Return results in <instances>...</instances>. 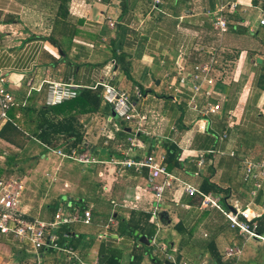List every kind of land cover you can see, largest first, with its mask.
Wrapping results in <instances>:
<instances>
[{
    "label": "crops",
    "instance_id": "obj_1",
    "mask_svg": "<svg viewBox=\"0 0 264 264\" xmlns=\"http://www.w3.org/2000/svg\"><path fill=\"white\" fill-rule=\"evenodd\" d=\"M152 2L70 0L64 21L70 30L64 34L55 29L57 0H0V77H5L6 88L16 102L26 100L23 107L32 111L31 130L35 131V124L45 118L53 125L63 121L65 130L73 126L75 132L67 137L51 135L56 144L49 145L29 130L24 131L21 149L0 140V166L13 155L16 160L26 159L25 163L31 156L34 166L37 158L49 160L42 173L44 180L33 181L35 187L45 186L43 201L33 198L26 179L18 176L25 185L23 217L53 222L60 208L69 206L71 212L81 213L83 205L84 210H90V225L79 221L50 232L57 243L71 246L86 263L97 259L105 264L99 252L119 249L121 264H135V254H142L140 264H162L160 260L173 264L160 251L164 244L168 252L175 250L176 263L264 264L263 242L258 241L261 248L256 252L244 249L249 239L230 228L222 212L198 208L196 199L185 195L177 183L165 191L158 219L154 218L151 212L155 197L147 185V169L135 171L110 163L162 154L165 166L164 146L172 143L181 152V167L166 168L170 174L201 191L202 182L215 183L229 191V203L238 201L259 214V228L264 221V185L251 196V184L243 180L242 163L244 159L257 160L264 150V88L259 83L264 74V28L258 23L263 5L259 0H161L153 9ZM218 18L226 21L225 32L215 28ZM59 28H63L62 22ZM233 51L239 55L230 61ZM211 60L213 99L221 102L222 110L207 117L208 129L201 133L195 128L200 115L189 108V93L181 81L196 63ZM47 81L72 83L81 89H93L104 82L125 90L137 111L146 116L148 135L139 136L144 148H129L134 128L117 119L106 102L93 113L87 108L71 111L66 107L41 112ZM70 116L73 124L66 122ZM119 129H125L127 135L119 136ZM223 132L227 139L220 142L218 137ZM39 133L40 128L36 129ZM207 135L213 137V142L200 146ZM76 138L80 143L74 145ZM213 146L228 155L207 156L204 167L198 169L195 151ZM51 150L64 154L75 150L77 156L96 162H77ZM5 151L9 152L6 159ZM32 151L39 153L33 155ZM24 162L17 166L21 173ZM197 171L199 175L195 176ZM161 213L166 214L167 224L162 223ZM63 228L68 233H60ZM260 233L264 234V228ZM5 245L10 255L2 262L1 249ZM140 245L149 247L150 254H144ZM228 249L235 254L226 257ZM40 253L45 264H66L64 255L54 249ZM0 259V264H36L27 242L2 235Z\"/></svg>",
    "mask_w": 264,
    "mask_h": 264
},
{
    "label": "built area",
    "instance_id": "obj_2",
    "mask_svg": "<svg viewBox=\"0 0 264 264\" xmlns=\"http://www.w3.org/2000/svg\"><path fill=\"white\" fill-rule=\"evenodd\" d=\"M264 7V0H259ZM161 0H153L152 8L157 9ZM259 25L264 28V9L262 10L261 17L258 21ZM110 26H113L111 23ZM215 28L220 32L227 30L226 21L218 18L215 23ZM212 62L209 63H196L192 70L186 75L185 79L181 81L184 83L186 91L189 93V108L198 113L200 118L195 123L196 131L204 133L208 129L207 117L209 115L220 113L222 110L221 102L214 100L213 87L215 83L214 76L212 75ZM5 77H0V126L12 120L9 117V111L16 105L13 94L6 88ZM46 96L44 104L47 107L61 105L66 101L76 99L79 95L80 86L72 83H61L55 81H47L46 83ZM30 85V83H28ZM97 86L102 87V97L106 102L113 114L117 119L128 123L134 128L133 137L128 139L129 148H144V143L140 141L139 136H147L148 132L145 130L144 124L146 116L141 115L134 104L129 98L125 90L117 89L104 82L98 83ZM96 86V87H97ZM177 91V89H176ZM179 91V89H178ZM25 100L22 102L24 105ZM227 139V134L219 135L220 142ZM58 156L73 159L81 163H95L93 159L84 156H77L75 150L70 154H64L61 151H53ZM220 155L226 156L228 153L219 147H211L206 150L195 151L194 159L198 169L204 167L207 156ZM230 156L234 153L230 152ZM164 156L161 154L156 156L154 154L146 155L145 157L135 159H123L122 161L110 160L113 165H118L121 168H133L135 171L147 169L148 176L146 178L147 185L154 194L155 205L151 212L154 218L160 209V205L164 201L165 191L172 189L174 183L180 185L183 193L189 198L196 199L198 208L200 209H214L222 212L230 228L235 229L238 233L246 239H253L264 243V234L259 232V214L249 209V207H242L238 201L224 202V197L216 195L211 192H203L192 183L186 182L170 174L166 167L163 165ZM243 163V180L251 184L250 195L255 196L264 185V159L250 160L244 159ZM199 175V171L195 176ZM160 182L157 180L160 179ZM25 191L24 180L18 176L0 179V235L27 242L34 251V258L36 264H45L40 250L54 249L55 252L63 254L66 264H100L96 259L93 263H86L82 260L75 250L67 244H59L50 232L62 225H68L74 222H82L84 225L91 224V211L83 210L81 213L78 211L71 212L69 206L67 208L58 209L54 215L53 222H45L40 220H26L22 211L21 201ZM228 208V210L226 209ZM158 219V218H157ZM157 224V223H156ZM68 237L67 234L64 235ZM160 251L165 253L167 261L173 264H190L187 261L176 263L173 253L167 251V247L162 244ZM236 253H240L236 250ZM235 254V251L228 249L225 253L226 257ZM198 264H207L204 261Z\"/></svg>",
    "mask_w": 264,
    "mask_h": 264
},
{
    "label": "trees",
    "instance_id": "obj_3",
    "mask_svg": "<svg viewBox=\"0 0 264 264\" xmlns=\"http://www.w3.org/2000/svg\"><path fill=\"white\" fill-rule=\"evenodd\" d=\"M58 2V8H57V16H58V27L55 29H59V32H63L65 34L66 31L69 32L70 28L67 27V25L65 26V20L67 19L68 16V7H69V3L70 0H57ZM62 22L63 24V28H59V23ZM73 34H70V37H73ZM55 44L59 43L57 41H55ZM60 49V48H59ZM61 54L65 55V52L61 50ZM239 53H235L233 56H229L228 59H230V61L236 60V58H238ZM260 86L264 88V74L261 75L260 80H259ZM102 87L101 86H97L93 89L91 88H85V89H80L79 90V95L77 96L76 99L68 101L64 104H61L59 106H54V107H47L44 106L40 107L41 112L45 113L50 111H54L55 107H66V109L68 110H78V109H83V111L88 110L87 112H96L100 109V107L102 106V104L104 103L103 101V97H102ZM30 100V99H29ZM24 100H20V102L22 103ZM26 101V100H25ZM19 102H16V105L14 107H12L11 111L9 112V116L10 118L13 120V123L7 122L5 123L1 129H0V140L10 144L16 148H23L25 142L23 139L26 138L25 132H31L32 134H35V136H37V138L45 143V144H56V140L51 137V135H62V136H74L75 132H74V128L73 126L71 128H68V130H65V126L63 125V121L53 125V124H48L45 121V118H43L42 121H40L38 124H35V131L30 129V126L33 124L32 123V119H31V110H29L28 107H23L24 105L21 104ZM108 106V105H107ZM87 108V109H86ZM86 109V110H85ZM16 114H19V118H15ZM44 116V114H43ZM68 123H72L73 124V120L72 117L70 116L67 121ZM34 125V124H33ZM23 129H21V128ZM40 128V133L37 135L36 134V129ZM67 129V128H66ZM120 133L118 134L119 136L121 135H127V133L124 131L125 129H119ZM77 136V134H76ZM206 141L205 143L201 144L200 146H204L206 144L209 143V141L212 140L213 142V137L210 135H207L206 137ZM74 145H76L77 143H80V139L76 138L73 141ZM205 147V146H204ZM201 148V147H200ZM164 150H165V161L164 164L166 166V168L168 170H173L176 168L181 167V163L179 162V156H180V150L173 145L172 143L167 142L164 146ZM150 152V150H149ZM16 156H11L9 157L4 165L2 167H0V177L2 176H17V173H15L14 167H17L21 162H24L26 159H19L16 160L15 158ZM20 174V172H19ZM200 188L205 191V192H213L216 195H221L225 194L224 197V202H226V199L228 198V193L229 191L226 189H223L221 186L215 184V183H211L210 181H204L202 182ZM81 210L83 211V205H81ZM161 217V221L163 224H167L168 222V218L166 217V214L161 213L160 214ZM150 218V217H149ZM263 228H264V221H261L260 223V228L259 231L263 232ZM67 228H63L62 232H67L68 230H66ZM140 248L144 249L143 253H147L150 254V249L149 247H146L144 245H140ZM100 255V260L102 263L105 264H121V260H122V252L119 249H110L106 252V254H104V252H99ZM142 261V254H135L133 255V260L132 262L135 264H140ZM130 263V262H129ZM132 264V263H131Z\"/></svg>",
    "mask_w": 264,
    "mask_h": 264
},
{
    "label": "rangeland",
    "instance_id": "obj_4",
    "mask_svg": "<svg viewBox=\"0 0 264 264\" xmlns=\"http://www.w3.org/2000/svg\"><path fill=\"white\" fill-rule=\"evenodd\" d=\"M233 54H235V51L232 52ZM228 55V54H227ZM230 55V53H229ZM36 152V153H34ZM39 151H32V154L35 155V154H38ZM262 153H264V150H262ZM260 153L258 156H257V160L261 159L264 155ZM27 155V154H26ZM26 155H23L22 157H25ZM262 155V156H261ZM9 156V152L5 151L3 157L4 159H6L5 157ZM261 156V157H260ZM28 158H30L29 160H27V162L25 163L24 162V165H21L20 167H22L24 169L23 173L20 172L19 174V171L17 169V167H14V170H15V173H17V176H23V178L26 179L27 181V185L28 187H30V191L29 193H33V198L37 199L39 202L43 201L44 200V188L45 186L42 187L39 186V184L35 187L33 185V181L38 179V181H41L44 180V178L42 177V173L45 172V167L46 165L48 164L49 160H46V159H39L37 158V162L35 163L36 167L33 165L34 164V160L31 156H27ZM260 157V158H259ZM3 161V158H0V164L2 163ZM2 167V165L0 166ZM36 169L38 171H36ZM7 245H5L4 247H2L1 249V253H2V262L6 261V259L9 257H7V255H10V250L8 248V246L6 247ZM5 248V249H4ZM261 248V243H259L258 241L256 240H253V239H249V240H246L245 244H244V249H246L247 251L248 250H252V252L257 249L260 250ZM1 261V259H0ZM160 262L162 264H164V261L162 262L160 260Z\"/></svg>",
    "mask_w": 264,
    "mask_h": 264
},
{
    "label": "water",
    "instance_id": "obj_5",
    "mask_svg": "<svg viewBox=\"0 0 264 264\" xmlns=\"http://www.w3.org/2000/svg\"><path fill=\"white\" fill-rule=\"evenodd\" d=\"M141 241H142V242H143V241L145 242V239L142 238ZM146 243H147V241H146Z\"/></svg>",
    "mask_w": 264,
    "mask_h": 264
}]
</instances>
